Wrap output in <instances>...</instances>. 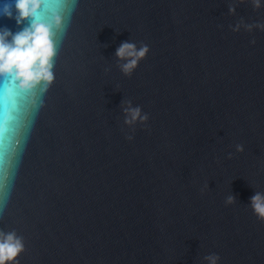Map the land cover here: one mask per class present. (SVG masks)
<instances>
[{"label":"water","instance_id":"1","mask_svg":"<svg viewBox=\"0 0 264 264\" xmlns=\"http://www.w3.org/2000/svg\"><path fill=\"white\" fill-rule=\"evenodd\" d=\"M57 9L45 0L40 13L66 22L55 79L34 92L0 187V230L23 238L19 264H208L211 253L218 264H264V222L250 207L264 193V31L244 27L264 23V7L69 0ZM5 27L20 30L0 15ZM125 41L149 47L130 76L115 55ZM129 104L148 120L126 125Z\"/></svg>","mask_w":264,"mask_h":264},{"label":"clouds","instance_id":"2","mask_svg":"<svg viewBox=\"0 0 264 264\" xmlns=\"http://www.w3.org/2000/svg\"><path fill=\"white\" fill-rule=\"evenodd\" d=\"M45 0H15L14 9L10 4H5L0 9V15L14 19L20 29L12 30L0 28V79L11 78L19 90L24 93H34L37 89L43 95L54 82L55 58L57 55V34L66 30L64 17L58 12H53L47 20L40 19V13ZM254 9L264 7L261 0H252ZM15 11V15H13ZM235 7H229V12L235 14ZM26 22L27 23L26 25ZM247 31L258 28L264 31V23L245 24ZM237 24L233 31H238ZM255 43V41H253ZM149 52V47L141 43L122 42L116 50V57L121 63V72L130 76ZM126 125L145 123L148 114L142 109L132 107L130 104L124 109ZM127 139L132 140V136ZM237 151H243L242 145L236 146ZM227 204L235 203V197L228 196ZM250 207L258 220L264 222V193L256 192L250 198ZM2 212V209H0ZM24 251L23 238L15 231L5 232L0 230V264H19L18 257ZM205 260L208 264H218V254L211 253Z\"/></svg>","mask_w":264,"mask_h":264},{"label":"snow or ice","instance_id":"3","mask_svg":"<svg viewBox=\"0 0 264 264\" xmlns=\"http://www.w3.org/2000/svg\"><path fill=\"white\" fill-rule=\"evenodd\" d=\"M68 2L58 0L57 10ZM33 95L21 92L12 79H0V187L5 186V171L11 163V144L17 142L24 123L30 118Z\"/></svg>","mask_w":264,"mask_h":264}]
</instances>
